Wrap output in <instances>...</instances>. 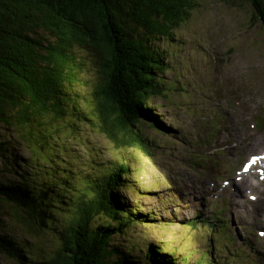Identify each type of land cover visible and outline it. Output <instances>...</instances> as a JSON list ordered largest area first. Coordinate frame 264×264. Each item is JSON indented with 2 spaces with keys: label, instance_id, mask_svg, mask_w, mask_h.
<instances>
[{
  "label": "trees",
  "instance_id": "trees-1",
  "mask_svg": "<svg viewBox=\"0 0 264 264\" xmlns=\"http://www.w3.org/2000/svg\"><path fill=\"white\" fill-rule=\"evenodd\" d=\"M198 1L0 0V125L16 137L0 138V221L10 207L24 237L35 239V226L47 229L56 240L48 264H188L189 255L173 262L153 245L139 260L116 247L114 237L146 220H137V209L118 195L127 165L68 188L61 178L65 166L58 165L63 143L49 140L67 132L72 138L83 120L115 147L146 149L142 128L164 132L149 104L167 94L161 81L166 50L159 43H169ZM221 1L249 2L253 19L264 23V0ZM86 59L97 75L91 92L77 98ZM23 147L43 165L27 171ZM41 175L35 184L34 176ZM196 221L200 215L189 226ZM1 226L0 255L35 263L26 241L1 233Z\"/></svg>",
  "mask_w": 264,
  "mask_h": 264
},
{
  "label": "rangeland",
  "instance_id": "rangeland-1",
  "mask_svg": "<svg viewBox=\"0 0 264 264\" xmlns=\"http://www.w3.org/2000/svg\"><path fill=\"white\" fill-rule=\"evenodd\" d=\"M253 17L249 2L199 0L172 30L169 43H159L166 50L167 70L161 81L167 84V94L151 98L149 104L164 132L142 128L150 144L146 149L115 147L83 120L72 138V133L62 132L49 140L63 143L58 165L65 166L61 178L68 188L76 189L85 178H95L121 162L127 165L118 195L128 208L137 209V220L144 215L146 220L114 237V245L129 251L134 260L153 245L164 256L170 254L173 262L189 255L188 264H264V235L258 236L264 233V204L258 213L252 208L264 199V183L252 186L246 176L251 188H243L240 196L230 185L239 184L233 172H226L227 166L234 170L249 155L264 152V23ZM86 64L83 86L75 85L77 98L91 92L97 75L94 64L87 59ZM9 136L16 139L0 125V138ZM31 154L24 147L20 151L30 172L43 165ZM33 179L38 184L43 176ZM225 180L229 184L223 187ZM249 194L257 197L255 202ZM6 211L1 233L24 239L33 264H48L56 249L54 236L35 226L37 237H24L12 208ZM197 215L201 221L189 226ZM223 222L224 228L219 226ZM0 264L16 263L0 255Z\"/></svg>",
  "mask_w": 264,
  "mask_h": 264
},
{
  "label": "bare ground",
  "instance_id": "bare-ground-1",
  "mask_svg": "<svg viewBox=\"0 0 264 264\" xmlns=\"http://www.w3.org/2000/svg\"><path fill=\"white\" fill-rule=\"evenodd\" d=\"M257 141V140H256ZM255 142V141H254ZM259 142V141H258ZM252 144H253V142H252ZM257 145V144H256ZM260 145V144H259ZM253 147V146H252ZM248 156V155H247ZM246 156V157H247ZM253 155H250V157H252ZM256 155H254L253 157H255ZM257 157V156H256ZM258 160H260V158L258 157ZM188 186V189L189 190H192V186L191 185H187ZM243 188H247V189H249V188H251V184L249 183V181L248 180H246V179H244L243 181H241V182H239V184H237V186H236V188H235V190L237 191V194L239 195L240 194V196L243 194V193H241V191L243 190ZM249 191V190H248ZM255 192L253 191V194H254ZM256 194V193H255ZM247 195V194H246ZM233 204H236V202H235V200L232 202ZM263 204H264V199H261V200H259V202H257L256 204H254V205H252L253 207L252 208H254L255 210H256V212L258 213V211L259 210H263V209H261V207H263ZM262 213V212H261Z\"/></svg>",
  "mask_w": 264,
  "mask_h": 264
},
{
  "label": "snow or ice",
  "instance_id": "snow-or-ice-1",
  "mask_svg": "<svg viewBox=\"0 0 264 264\" xmlns=\"http://www.w3.org/2000/svg\"><path fill=\"white\" fill-rule=\"evenodd\" d=\"M246 170V169H245ZM261 235H264V233H261Z\"/></svg>",
  "mask_w": 264,
  "mask_h": 264
}]
</instances>
